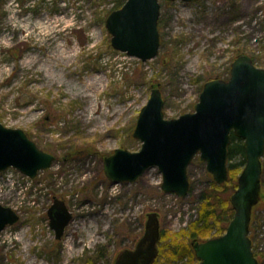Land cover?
<instances>
[{
  "label": "rangeland",
  "instance_id": "1",
  "mask_svg": "<svg viewBox=\"0 0 264 264\" xmlns=\"http://www.w3.org/2000/svg\"><path fill=\"white\" fill-rule=\"evenodd\" d=\"M159 2L158 55L142 61L110 44L104 21L116 0H1L0 122L24 129L56 159L33 179L15 168L0 172V204L19 215L0 231V264H112L133 247L147 212L161 214L167 235L197 217L209 181L197 154L187 167L186 197L161 190L155 165L134 181L112 183L103 157L119 147L140 149L132 129L152 83H159L164 117L171 118L194 110L205 80L227 79L237 53L264 68V0ZM38 20H47L48 35L34 26ZM59 44L72 63L53 57ZM53 197L72 212L59 240L47 215ZM254 221L250 235L264 264V205Z\"/></svg>",
  "mask_w": 264,
  "mask_h": 264
},
{
  "label": "water",
  "instance_id": "2",
  "mask_svg": "<svg viewBox=\"0 0 264 264\" xmlns=\"http://www.w3.org/2000/svg\"><path fill=\"white\" fill-rule=\"evenodd\" d=\"M1 1V0H0ZM176 1V0H169ZM197 2L198 0H182ZM159 0H123L105 18L110 44L142 61L157 56ZM228 79L214 77L203 83L192 112L165 118L164 98L158 83H152L149 99L141 106L132 136L141 140L140 149L115 148L103 157V173L112 183L131 182L156 165L162 173L161 190L183 197L188 193L187 166L195 154L216 183L228 180V145L233 133L243 140L245 162L237 186L228 197L233 215L225 231L207 240H192L199 264H259L253 253L249 227L253 207L261 201L262 158L264 157V68L253 64L246 53L236 55ZM56 155L41 149L24 129L0 122V172L15 167L35 178L51 167ZM65 159V157H64ZM47 207L56 240L72 219L64 199L53 197ZM144 231L132 248L124 247L113 264H152L160 239L159 214L148 212ZM19 215L0 204V231L17 222Z\"/></svg>",
  "mask_w": 264,
  "mask_h": 264
},
{
  "label": "trees",
  "instance_id": "3",
  "mask_svg": "<svg viewBox=\"0 0 264 264\" xmlns=\"http://www.w3.org/2000/svg\"><path fill=\"white\" fill-rule=\"evenodd\" d=\"M117 4L113 7H119L123 0H116ZM199 80V78L197 79ZM157 83V82H156ZM231 141L228 147V180L222 184L216 183L211 175L206 172L208 177V185L204 189H201L198 196V202H200V208L197 210V217L188 223L185 230L178 231L173 234H166L161 228L160 239L158 241V253L156 259L152 264H158L159 260L161 264H183L178 263L184 258H188V262L185 264H195L199 262L194 256L193 247L191 245L192 240H206L212 236H219L229 223V219L233 215L230 200H228L229 194L235 190L237 186V174L236 171L239 166H243L245 162L243 140L233 133L230 134ZM240 157V161L232 162V159ZM199 160V159H198ZM200 161V160H199ZM262 195L261 201L253 207V213L251 217V225L249 232L254 225V216L256 209L263 207L264 205V159H262ZM189 174V173H188ZM190 180V176H189ZM191 183L189 191L191 192ZM229 191V193H228ZM225 192V193H224ZM252 242L253 237L250 235ZM138 238V237H137ZM137 238H134L136 241ZM253 252L258 259L261 257L259 252H256V245L253 242Z\"/></svg>",
  "mask_w": 264,
  "mask_h": 264
},
{
  "label": "bare ground",
  "instance_id": "4",
  "mask_svg": "<svg viewBox=\"0 0 264 264\" xmlns=\"http://www.w3.org/2000/svg\"><path fill=\"white\" fill-rule=\"evenodd\" d=\"M61 19V18H60ZM43 20V19H42ZM47 21V20H46ZM46 21H43V22H41V20H38L35 24H34V26H36L37 25V27H42V31L44 30V36H46V35H48V32H49V30H50V27L48 26L49 24L47 23V24H44ZM51 23V22H50ZM51 26V25H50ZM48 27H49V29H48ZM51 27H53V26H51ZM52 29V28H51ZM52 33H54V31H52ZM51 33V34H52ZM47 40V38L45 37V38H42L41 39V41H46ZM59 47H57L56 48V50H55V52H54V55H53V57L54 58H58V59H63L64 61H66L67 63H72V59H73V57H72V55L70 54V53H68V51L66 50V47L64 46V44H59L58 45ZM76 55V54H75Z\"/></svg>",
  "mask_w": 264,
  "mask_h": 264
},
{
  "label": "flooded vegetation",
  "instance_id": "5",
  "mask_svg": "<svg viewBox=\"0 0 264 264\" xmlns=\"http://www.w3.org/2000/svg\"><path fill=\"white\" fill-rule=\"evenodd\" d=\"M159 222H160V218H159ZM135 242V241H134Z\"/></svg>",
  "mask_w": 264,
  "mask_h": 264
}]
</instances>
